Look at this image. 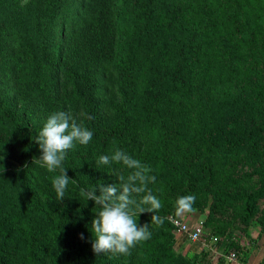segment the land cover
Masks as SVG:
<instances>
[{
	"label": "trees",
	"instance_id": "1",
	"mask_svg": "<svg viewBox=\"0 0 264 264\" xmlns=\"http://www.w3.org/2000/svg\"><path fill=\"white\" fill-rule=\"evenodd\" d=\"M217 1L0 0V264H116L92 249L99 209L80 189L127 175L120 164L96 168L117 147L151 168L165 218L156 226L151 213L137 217L152 235L120 254L125 263H225L210 249L176 248L167 197L176 192L205 203L207 224L227 211L264 223V36L238 21L258 0H226L229 13ZM210 51L226 82L192 125L176 106L196 103ZM56 111L93 132L63 162V201L51 182L59 170L33 163V139ZM220 233L215 226L208 239ZM225 244L236 250L231 234Z\"/></svg>",
	"mask_w": 264,
	"mask_h": 264
},
{
	"label": "clouds",
	"instance_id": "2",
	"mask_svg": "<svg viewBox=\"0 0 264 264\" xmlns=\"http://www.w3.org/2000/svg\"><path fill=\"white\" fill-rule=\"evenodd\" d=\"M87 119H92L83 113ZM93 132L78 124L71 112L56 111L52 113L43 127L37 132L34 143L39 146L40 155L33 159L40 167L59 174L52 177V186L58 200L65 199L69 183L67 169L63 167L69 150L79 145H87L92 140ZM122 165L128 170L127 175L120 174L114 183H98L95 187L81 188L80 193L87 201H94L98 211L91 220L90 230L94 239L92 249L99 255L104 252L113 254H130L138 243L150 239L149 222L138 223L137 217L151 213V223L156 226L164 224L163 217L157 215L162 203L148 187L156 177L151 175V168L120 148L110 149L96 160V168ZM195 197L180 196L176 200L177 215L189 210ZM84 239L83 233L80 234Z\"/></svg>",
	"mask_w": 264,
	"mask_h": 264
},
{
	"label": "rangeland",
	"instance_id": "3",
	"mask_svg": "<svg viewBox=\"0 0 264 264\" xmlns=\"http://www.w3.org/2000/svg\"><path fill=\"white\" fill-rule=\"evenodd\" d=\"M217 2L218 4L220 3L219 6L221 5L224 12L229 13L233 11L226 0H218ZM198 3L203 4V0H198ZM236 20H238L237 17ZM238 21L240 22L239 25H241L239 26L240 30L245 27L242 25L243 22H246L245 25H249L255 35L259 37L264 36V0H258L256 3H246L242 18ZM229 29L233 32L236 31V23L230 20ZM205 56L206 68L198 83L196 103H178L176 106L179 119H186L192 125H195L199 114L208 108L210 101L219 94L220 90L225 86L224 81L226 82V75H224L225 69L219 64L214 53L210 51ZM262 82L264 83V79H262ZM11 91L14 92L13 89ZM167 197H170L176 205V200L180 197V193L176 192L175 196ZM194 197L195 199L190 209L179 215L176 212V215L188 222L191 228L202 225L203 232L198 240H193L189 232H177L176 248L190 253L210 249L216 261L220 256L223 257L228 254L230 247L225 244V239L231 234L236 238L237 242V246H233L232 248L237 250L240 260L249 264H264V223L261 224L259 221H251L249 224H245L240 220L237 212L227 211L217 213L216 218L212 220L211 224H207L206 218L209 210L198 196ZM215 226L220 228L221 233L216 235L215 240H209L208 238L212 234V228ZM220 239L222 242L218 246L216 241ZM105 253L116 264H127L121 258L120 254H113L112 252Z\"/></svg>",
	"mask_w": 264,
	"mask_h": 264
},
{
	"label": "built area",
	"instance_id": "4",
	"mask_svg": "<svg viewBox=\"0 0 264 264\" xmlns=\"http://www.w3.org/2000/svg\"><path fill=\"white\" fill-rule=\"evenodd\" d=\"M171 221L177 228V232H189L190 237L193 240H198L203 232V226L197 225L191 228L188 222L182 220L178 216H171ZM225 263L224 264H249L239 260V254L236 250L230 251L227 255H225Z\"/></svg>",
	"mask_w": 264,
	"mask_h": 264
}]
</instances>
